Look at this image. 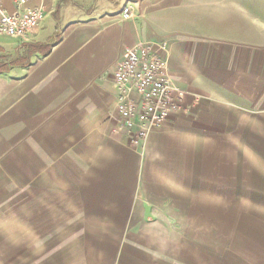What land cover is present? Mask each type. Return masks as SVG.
<instances>
[{"label":"crops","instance_id":"crops-1","mask_svg":"<svg viewBox=\"0 0 264 264\" xmlns=\"http://www.w3.org/2000/svg\"><path fill=\"white\" fill-rule=\"evenodd\" d=\"M252 1L29 0L45 19L17 57L18 38L0 34L24 59L0 73V256L21 240L36 264H264ZM140 42L165 44L188 95L136 146L118 127L114 71Z\"/></svg>","mask_w":264,"mask_h":264},{"label":"built area","instance_id":"built-area-1","mask_svg":"<svg viewBox=\"0 0 264 264\" xmlns=\"http://www.w3.org/2000/svg\"><path fill=\"white\" fill-rule=\"evenodd\" d=\"M14 2L16 11L6 13L0 0V34L27 39L45 19V11L29 7V0ZM123 14L126 19L132 18V7H125ZM164 49L165 44L157 49L153 43L140 42L127 48L116 64L118 127L136 146L184 110L188 92L170 77Z\"/></svg>","mask_w":264,"mask_h":264},{"label":"rangeland","instance_id":"rangeland-1","mask_svg":"<svg viewBox=\"0 0 264 264\" xmlns=\"http://www.w3.org/2000/svg\"><path fill=\"white\" fill-rule=\"evenodd\" d=\"M125 5V7H127ZM123 8V12L124 9ZM130 7H132L130 5ZM252 10H253V15H252V23H253V39L254 41H258V43L264 45V0H253L252 1ZM23 41L21 39H16L15 42L13 40H10V44L7 46V50L9 52V55L11 57H17L18 54L20 53L21 47L23 45ZM5 241H2V251L5 248L4 245ZM64 241L61 242V244ZM98 242V241H97ZM79 243V241L77 242ZM14 248H13V256L8 257L4 256L2 254L0 256V264H36L37 262V256L36 255H25V249L22 247L21 240H14L13 241ZM96 244V241H94V245ZM51 246V245H50ZM29 248H36V241H29ZM47 258V257H45Z\"/></svg>","mask_w":264,"mask_h":264},{"label":"trees","instance_id":"trees-1","mask_svg":"<svg viewBox=\"0 0 264 264\" xmlns=\"http://www.w3.org/2000/svg\"><path fill=\"white\" fill-rule=\"evenodd\" d=\"M24 62V59L11 60L4 48L0 47V73L8 71L14 66H19Z\"/></svg>","mask_w":264,"mask_h":264}]
</instances>
